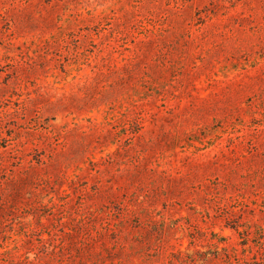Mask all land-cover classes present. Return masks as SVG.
I'll list each match as a JSON object with an SVG mask.
<instances>
[{
    "label": "rangeland",
    "instance_id": "rangeland-1",
    "mask_svg": "<svg viewBox=\"0 0 264 264\" xmlns=\"http://www.w3.org/2000/svg\"><path fill=\"white\" fill-rule=\"evenodd\" d=\"M0 264H264V0H0Z\"/></svg>",
    "mask_w": 264,
    "mask_h": 264
}]
</instances>
